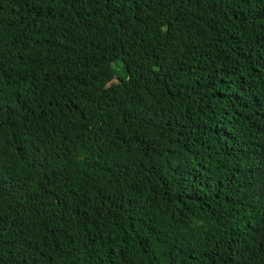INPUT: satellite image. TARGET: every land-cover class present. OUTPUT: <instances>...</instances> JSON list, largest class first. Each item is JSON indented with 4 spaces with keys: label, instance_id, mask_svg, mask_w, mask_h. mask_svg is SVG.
I'll return each instance as SVG.
<instances>
[{
    "label": "trees",
    "instance_id": "16d2710c",
    "mask_svg": "<svg viewBox=\"0 0 264 264\" xmlns=\"http://www.w3.org/2000/svg\"><path fill=\"white\" fill-rule=\"evenodd\" d=\"M0 264H264V0H0Z\"/></svg>",
    "mask_w": 264,
    "mask_h": 264
}]
</instances>
